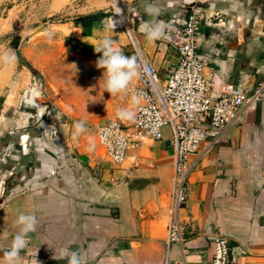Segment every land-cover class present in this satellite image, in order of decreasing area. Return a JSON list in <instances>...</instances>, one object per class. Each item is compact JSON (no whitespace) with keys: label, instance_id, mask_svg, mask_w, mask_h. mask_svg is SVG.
Here are the masks:
<instances>
[{"label":"crops","instance_id":"1","mask_svg":"<svg viewBox=\"0 0 264 264\" xmlns=\"http://www.w3.org/2000/svg\"><path fill=\"white\" fill-rule=\"evenodd\" d=\"M3 1L0 49L7 50L2 25L12 20L4 18ZM194 2L53 0L65 16L54 26L69 54L98 61L102 53L93 45L108 35L124 54L152 63L164 82L178 53L164 35L148 40L140 31L149 19L146 8L158 6L161 23L181 24ZM198 6L203 19L196 48L207 61L205 74L215 75L212 96L230 85L252 90L264 81V0H204ZM113 11L124 27L106 31ZM217 11L222 20L213 17ZM13 39L16 44L19 36ZM11 51L17 61L0 64V260L18 230L17 216L31 213L37 230L20 264H67L54 258L65 248L81 253L86 264H203L219 234L229 238L233 264H264L263 102L242 112L219 143L199 146L180 211L186 240L168 244L176 151L170 127L162 140L147 141L116 165L99 142L98 123L71 115L25 53ZM81 119L85 131L73 136V122Z\"/></svg>","mask_w":264,"mask_h":264},{"label":"built area","instance_id":"2","mask_svg":"<svg viewBox=\"0 0 264 264\" xmlns=\"http://www.w3.org/2000/svg\"><path fill=\"white\" fill-rule=\"evenodd\" d=\"M195 0L188 18L181 24H167L164 37L177 51L178 60L167 68L161 81L154 65L143 56L137 60L139 74L134 87L137 99L135 113L128 123L110 119L100 125L98 138L106 156L116 165L122 164L131 150L147 141H160L164 127H170L175 145L173 200L167 226V243L185 242L180 211L185 207L187 181L197 165L193 156L204 141L219 143L244 111H254L264 103V81L252 90L227 86L221 94L212 96L215 75H206L207 61L196 48L203 16ZM222 20L220 12L213 14ZM115 29L124 27L116 11L110 16ZM213 256L203 264H233L229 238L219 234L212 238ZM179 264H186L180 262Z\"/></svg>","mask_w":264,"mask_h":264},{"label":"rangeland","instance_id":"3","mask_svg":"<svg viewBox=\"0 0 264 264\" xmlns=\"http://www.w3.org/2000/svg\"><path fill=\"white\" fill-rule=\"evenodd\" d=\"M52 1H3V7L7 9L4 18L12 20L10 24L2 25L9 44L7 50L19 47L25 53L27 61L43 77L44 87L56 100L66 104L71 115L92 119L99 126L110 119L130 122L133 116L122 119L117 111L129 108L134 115L137 104L133 99L135 80L129 93L111 96L104 91V69L97 66V61L71 55L63 46L54 23L64 21L65 16L56 11L58 5H53ZM49 30L53 32L51 39L46 36ZM16 36L19 39L15 44L13 38Z\"/></svg>","mask_w":264,"mask_h":264},{"label":"clouds","instance_id":"4","mask_svg":"<svg viewBox=\"0 0 264 264\" xmlns=\"http://www.w3.org/2000/svg\"><path fill=\"white\" fill-rule=\"evenodd\" d=\"M151 3V0H148ZM149 16L140 26L148 40L160 39L167 25L159 22L160 8L152 6L146 8ZM114 24L105 25L106 31L114 30ZM46 36L51 39L53 32L49 30ZM97 53H102L97 61V66L104 69L103 86L104 91L112 95H121L129 93L130 86L139 74V65L135 56L124 54L116 41L111 36H104L100 39L98 45H93ZM17 61V56L10 50L0 49V64L12 65ZM134 102H138L136 97ZM118 117L130 119L133 112L129 108H120L117 111ZM86 123L83 119L73 122V136H79L85 131ZM93 142L90 141V144ZM18 230L12 237L10 247L5 251L0 264H20V253L25 250L31 240V233L36 232L38 220L34 214L20 213L15 221ZM55 259H67V264H86L85 257L78 251L71 249H61L60 254H54Z\"/></svg>","mask_w":264,"mask_h":264},{"label":"trees","instance_id":"5","mask_svg":"<svg viewBox=\"0 0 264 264\" xmlns=\"http://www.w3.org/2000/svg\"><path fill=\"white\" fill-rule=\"evenodd\" d=\"M28 65H29L30 68H32L35 71V69L29 63H28Z\"/></svg>","mask_w":264,"mask_h":264}]
</instances>
